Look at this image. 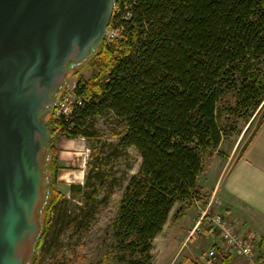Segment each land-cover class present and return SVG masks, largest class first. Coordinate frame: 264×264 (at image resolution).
Instances as JSON below:
<instances>
[{
  "label": "trees",
  "instance_id": "1",
  "mask_svg": "<svg viewBox=\"0 0 264 264\" xmlns=\"http://www.w3.org/2000/svg\"><path fill=\"white\" fill-rule=\"evenodd\" d=\"M116 4L110 26L121 28V37L104 40L75 68L90 69L89 80L78 83L83 104L70 119L56 120L52 111L46 122L51 135L61 131L73 140H91L98 136L95 121L112 114L117 126L108 136L119 139L117 149H135L142 162L138 173L125 175L118 209L104 228H89L101 203L90 191L84 206L73 205L74 215L66 208L59 213L66 244L51 264H153L155 240L169 221L183 219L195 204L208 206L201 181L221 145L261 113L257 131L264 125V0ZM56 154L51 143L49 196L31 264H38L51 232V213L62 207L52 176ZM91 156L103 161L96 150ZM103 175L99 181H110V196L117 180ZM210 215L201 227L211 223Z\"/></svg>",
  "mask_w": 264,
  "mask_h": 264
},
{
  "label": "water",
  "instance_id": "2",
  "mask_svg": "<svg viewBox=\"0 0 264 264\" xmlns=\"http://www.w3.org/2000/svg\"><path fill=\"white\" fill-rule=\"evenodd\" d=\"M117 0H0V264H31L43 232L47 116L106 39Z\"/></svg>",
  "mask_w": 264,
  "mask_h": 264
},
{
  "label": "crops",
  "instance_id": "3",
  "mask_svg": "<svg viewBox=\"0 0 264 264\" xmlns=\"http://www.w3.org/2000/svg\"><path fill=\"white\" fill-rule=\"evenodd\" d=\"M66 145H71L70 149L74 150L71 155L85 154L80 139H63L61 148L66 150ZM62 154L60 160L68 163L70 158ZM65 179L70 178L66 176ZM201 184L209 196L212 212L225 213L242 234L253 238L259 258L264 260V125L238 159L234 153L224 156L219 151L209 162ZM207 207L195 204L183 219L174 223L169 221L154 243L155 264H190L191 261L210 264L203 246L191 238L195 230L208 241L209 250L217 246L216 251L229 258L228 264H245L241 258L226 252L220 236L213 234L211 223L201 227L203 210Z\"/></svg>",
  "mask_w": 264,
  "mask_h": 264
},
{
  "label": "rangeland",
  "instance_id": "4",
  "mask_svg": "<svg viewBox=\"0 0 264 264\" xmlns=\"http://www.w3.org/2000/svg\"><path fill=\"white\" fill-rule=\"evenodd\" d=\"M88 66L86 64L80 69L73 70L68 75L66 82H87L90 78ZM261 118L262 113L254 122L248 125L243 124L241 133L233 139L226 140L220 148V153L224 156L234 153L235 159H238L257 132ZM116 126L117 120L112 114L98 118L94 124V131L98 136L91 140L79 138L84 143L85 149V154L80 156L71 155L74 152V150L70 149L71 145L64 146L66 150L61 148L62 140L69 139L61 131H55L52 135L51 143L54 151L57 152L56 156L52 157V167L53 162H56L55 169H52V176L55 173V186L62 196V207L54 210L50 215L51 232L45 239L43 248L38 251V264H51L53 258L62 252L66 244V234L64 233V227L59 223V213L61 214L63 209L66 208L67 210H71V215H74L77 210H73V205L84 206L85 194L87 192H92V196H96L97 200L101 202L99 207L94 211L92 219H90L89 228L94 230L104 228L114 218L122 195L124 177L125 175L138 173L142 162L135 149L128 151L117 149L119 139H112L108 136L109 128ZM93 150L98 152L99 158L103 160L102 162L98 158L94 159L91 156ZM61 152L64 153L62 155L65 158H70L68 163H62L63 161L60 160ZM103 174H107V177L109 176L111 180H117V186L110 196V181H106L104 178L103 181H99V176L103 177ZM66 176H69L70 179L66 180ZM87 177L90 178V183L86 182ZM73 186L77 189L73 190ZM95 187L96 189H94ZM193 239L203 246L204 254L208 255L210 252L208 248L209 244H206L208 241L197 235ZM216 247H214L215 250ZM153 264H155V259Z\"/></svg>",
  "mask_w": 264,
  "mask_h": 264
},
{
  "label": "built area",
  "instance_id": "5",
  "mask_svg": "<svg viewBox=\"0 0 264 264\" xmlns=\"http://www.w3.org/2000/svg\"><path fill=\"white\" fill-rule=\"evenodd\" d=\"M118 10V5L115 4L114 12ZM123 30L115 23L108 28L106 41L113 43L122 35ZM79 82H66L60 96L57 99L56 105L52 108L53 116L56 120L70 119L75 109L83 104L84 98L77 93ZM66 138H70V134L62 132ZM212 204H209L203 212V217L211 213ZM212 232L214 235L220 236L227 253L233 254L241 258L245 264H262L258 256L257 243L253 238L243 235L233 223V221L223 212H213L210 215ZM199 226V225H198ZM198 228V227H197ZM198 231L195 230L191 235L194 238L198 236ZM210 264H225L222 257L214 249L208 254Z\"/></svg>",
  "mask_w": 264,
  "mask_h": 264
}]
</instances>
